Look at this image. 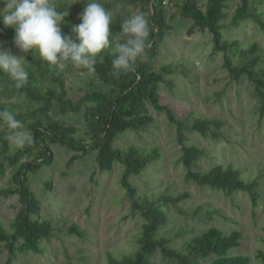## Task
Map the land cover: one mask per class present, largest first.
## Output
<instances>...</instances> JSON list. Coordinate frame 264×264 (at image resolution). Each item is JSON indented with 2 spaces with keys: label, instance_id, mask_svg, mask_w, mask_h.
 <instances>
[{
  "label": "rangeland",
  "instance_id": "374dc122",
  "mask_svg": "<svg viewBox=\"0 0 264 264\" xmlns=\"http://www.w3.org/2000/svg\"><path fill=\"white\" fill-rule=\"evenodd\" d=\"M240 1L229 0L228 15L224 21L231 18ZM98 2L111 12L113 18L122 21L133 14L144 13L140 2ZM198 2L205 8L207 0ZM87 3L88 0H69V8L78 23H81L79 14ZM183 3V0H172L166 7L170 28L153 66L159 69L163 64L172 62L181 63L183 67L167 75V81L160 83L161 101L171 105L181 115L192 111L193 118L221 117L225 120V137L213 138L198 131L186 130L188 143H196L205 149L195 168L205 170L219 163L235 164L242 169L246 179H259L262 194L259 204L254 207L250 194L245 190L228 194L187 181L186 168L179 160L182 144L177 138V125L169 120L165 111L157 110L151 103L148 104V112L155 117L154 122L146 128L125 130L117 136L114 146L127 147L132 143L145 148L159 146L160 157L150 162L139 175H132L131 181L145 194L189 191L191 196L179 204L212 210L211 217L193 216L168 205L170 219L159 229V236H174L173 244L179 246L194 235H177L181 225L193 228L194 233L198 234L211 226L229 231L235 227L233 221L238 220V226L245 231L238 251L251 254L253 264H264L256 257L257 250L264 249V115L259 110L260 102L247 76L235 79L224 67V54L214 48L209 29L197 26L192 32L189 31L193 20L182 15ZM3 7L0 4V10ZM259 9L264 10V2ZM223 33L227 37H237L245 46L251 41H258L264 49V29L250 18L242 20L239 26L225 27ZM0 42L14 54L23 55L2 36ZM63 71L67 97L74 101L86 92H106L112 88L101 81L95 72L75 69L70 63ZM38 78L42 84L61 91L58 83L42 76ZM0 98L13 102L21 97L4 95L0 83ZM88 109L86 106L79 112L64 113L55 100L47 113L52 118L75 124L79 129L78 136L91 140L88 134ZM23 123L26 125V122ZM0 129L8 132L3 122H0ZM88 148L82 158L67 166L68 159L75 151L59 143L52 144L56 153L54 163L29 174L31 185L41 200L43 216L54 218L57 229L50 239L42 242V253L17 249L14 264H110L109 251L120 258L137 249L146 219L132 212L130 199L120 182L124 165L117 161L112 169L101 171L96 161L97 150ZM36 154L33 152L26 159L34 158ZM11 175L12 169L9 168L7 175L0 180V190L13 186ZM49 182L50 186L47 185ZM20 209L19 194L0 191V220L7 227L11 226ZM72 223H77L86 234L79 236L70 233L68 228ZM9 256L10 248L3 247L0 264H5ZM154 260L157 264H172L162 256L160 250L156 251Z\"/></svg>",
  "mask_w": 264,
  "mask_h": 264
},
{
  "label": "trees",
  "instance_id": "16d2710c",
  "mask_svg": "<svg viewBox=\"0 0 264 264\" xmlns=\"http://www.w3.org/2000/svg\"><path fill=\"white\" fill-rule=\"evenodd\" d=\"M143 4L144 13L148 14L150 34L147 58L138 59L134 70L113 74L112 61L116 53L111 49L101 53L95 65L99 79L112 86L109 91L95 90L86 92L78 100L67 97L64 71H60L40 57L37 50H31L26 56L29 64H25L29 72V82L16 89L9 76L0 72L2 92L7 97L19 96V101L7 102L0 98V111L7 109L16 113V118L26 122L25 127L31 132L33 143L23 149L10 145L6 130L0 129V180L12 169V187L2 188L6 194L17 193L20 196L21 209L7 227L0 220V252L3 247L10 248V256L5 264H14L15 252L33 251L42 253V242L50 239L57 227L54 218L44 217L41 200L30 182V173L38 172L44 166H50L55 161L52 144L65 145L75 152L67 161L71 166L75 160L82 158L91 149L97 150L96 161L101 171L110 170L117 161L124 165L120 179L122 187L131 202L132 212L140 214L146 221L142 226V235L138 239L136 250L125 253L120 258L108 252L110 264H157L154 256L160 250L162 256L172 264H253V257L246 252L238 251L242 245L245 231L238 220L235 227L229 231L218 226H211L201 233L195 234L193 228L181 225L177 235L190 236L179 246L173 244L174 236H159V229L170 219L168 205H173L180 212L193 216H212L211 209L203 206H183L179 202L189 198V191L177 194L167 192L141 193L138 186L131 181L132 175H139L146 166L160 157V147L151 148L129 144L127 147H115L117 136L127 129H142L152 124L155 117L148 112L151 103L157 110L165 111L169 120L177 125V138L182 144L180 162L186 168L185 179L202 186L223 190L234 194L245 190L250 194L253 206L259 204L261 197L259 179L248 180L240 167L233 163L215 164L212 167L196 169L198 160L205 154V149L196 143H188L186 130L198 131L204 136L213 138L225 137V120L221 117H192L194 112L188 111L181 115L169 104L162 103L160 83L167 81V75L179 71L181 63H165L159 69L154 68V61L160 55V46L170 28L168 23V4L163 0H131ZM58 10L67 11L68 16L62 23L63 32L75 38L72 27L78 25V20L69 8V0H56ZM182 15L193 20L189 31L194 27L208 28L213 35L214 48L224 54V67L235 79L247 76L254 86L261 115H264V49L258 41H251L246 46L237 37H227L223 33L225 27L239 26L244 19L250 18L264 29V10L259 9L264 0H241L234 14L226 22L229 0H207L205 8L198 0H183ZM122 20L113 18L111 32L119 35ZM0 36L14 47V29L6 27L0 18ZM17 49V48H16ZM19 52L20 50L17 49ZM21 53V52H20ZM87 70V69H80ZM38 76L58 83L61 91L54 86L44 85ZM57 100L61 111L79 112L86 106L90 128L88 134L91 140L78 136V127L73 123H65L48 115L51 104ZM37 152L32 159H26L29 154ZM47 185H51L49 182ZM70 233L79 236L86 234L77 223L68 228ZM256 257L264 261V249H258Z\"/></svg>",
  "mask_w": 264,
  "mask_h": 264
},
{
  "label": "clouds",
  "instance_id": "9594fccd",
  "mask_svg": "<svg viewBox=\"0 0 264 264\" xmlns=\"http://www.w3.org/2000/svg\"><path fill=\"white\" fill-rule=\"evenodd\" d=\"M4 7L0 18L6 27L14 29V45L21 53L37 50L50 66L63 71L70 63L75 69L95 70L101 53L111 49L116 53L112 61L113 74L119 76L134 70L138 59L147 58L150 23L147 13L131 15L121 24L119 35L111 32L113 17L98 0H88L79 14L81 23L72 27L75 38L63 32L62 23L69 15L58 10L56 0H0ZM25 55L14 54L0 42V72L9 76L14 87L20 89L29 82ZM16 113L0 111V122L7 126L10 145L23 149L31 145L33 137Z\"/></svg>",
  "mask_w": 264,
  "mask_h": 264
},
{
  "label": "built area",
  "instance_id": "2783aa9c",
  "mask_svg": "<svg viewBox=\"0 0 264 264\" xmlns=\"http://www.w3.org/2000/svg\"><path fill=\"white\" fill-rule=\"evenodd\" d=\"M172 0H163L165 4H169Z\"/></svg>",
  "mask_w": 264,
  "mask_h": 264
}]
</instances>
